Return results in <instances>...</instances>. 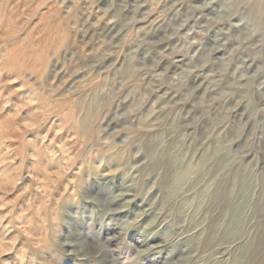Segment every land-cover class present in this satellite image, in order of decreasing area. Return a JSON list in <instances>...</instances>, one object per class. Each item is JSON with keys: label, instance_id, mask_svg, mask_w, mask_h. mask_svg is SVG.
I'll return each instance as SVG.
<instances>
[{"label": "rangeland", "instance_id": "rangeland-1", "mask_svg": "<svg viewBox=\"0 0 264 264\" xmlns=\"http://www.w3.org/2000/svg\"><path fill=\"white\" fill-rule=\"evenodd\" d=\"M0 264H264V0H0Z\"/></svg>", "mask_w": 264, "mask_h": 264}]
</instances>
